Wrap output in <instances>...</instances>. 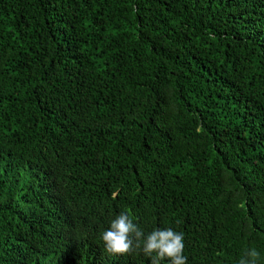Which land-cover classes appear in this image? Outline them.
Segmentation results:
<instances>
[{
  "label": "trees",
  "instance_id": "obj_1",
  "mask_svg": "<svg viewBox=\"0 0 264 264\" xmlns=\"http://www.w3.org/2000/svg\"><path fill=\"white\" fill-rule=\"evenodd\" d=\"M124 211L264 264V0H0V264H150Z\"/></svg>",
  "mask_w": 264,
  "mask_h": 264
},
{
  "label": "clouds",
  "instance_id": "obj_2",
  "mask_svg": "<svg viewBox=\"0 0 264 264\" xmlns=\"http://www.w3.org/2000/svg\"><path fill=\"white\" fill-rule=\"evenodd\" d=\"M99 242L104 246V254L109 256H124L140 250L150 260V264H187L184 253V234L172 228L154 229L145 234L127 212H121L110 222V227L99 234ZM107 256V255H106ZM260 253L248 249L238 261V264H258Z\"/></svg>",
  "mask_w": 264,
  "mask_h": 264
}]
</instances>
